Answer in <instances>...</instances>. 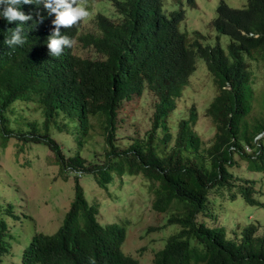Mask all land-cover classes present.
Here are the masks:
<instances>
[{
    "label": "trees",
    "instance_id": "trees-1",
    "mask_svg": "<svg viewBox=\"0 0 264 264\" xmlns=\"http://www.w3.org/2000/svg\"><path fill=\"white\" fill-rule=\"evenodd\" d=\"M106 1L117 13H96L97 32L80 37L85 46L100 45L106 49L101 64L88 63L91 59L71 54L67 49L60 56V65L55 66L37 54L35 48L27 49L25 44L10 47L4 43V36L9 34L12 24L0 19V144L5 143L6 134L11 131L9 113L16 102L33 103L42 113L41 126L36 120L30 121V134L20 132V140L46 144L57 158V173L63 178L67 176L66 166L80 169L88 176L78 180L74 175V196L59 228L40 238L33 234L34 240L31 237L20 250L16 264H57L50 257L55 248L59 258H72L71 264H138L135 257L120 248L124 226L98 219V206L104 205L107 198L94 197L98 192L108 194L113 181L119 184L123 173L142 175L152 197L151 209L163 212L162 223L178 225L177 231L167 235L163 245L154 251L149 264H264V236L255 234V224H245L237 236L230 238L222 226L209 225L205 218L215 217L209 210L210 197L221 194L223 189L231 199L237 193L248 203L257 201L251 195L253 180H246L248 185L238 183L241 181L233 180L227 167L237 163L233 159L236 154L246 162L245 168L264 172V133L254 140V133L264 129L263 112L251 120L244 118L251 97L247 83L251 75L249 58L264 63V0H246L241 8L219 0L210 20L214 30L227 34L229 41L227 52L218 40L202 46L201 55L207 57L206 65L217 85L204 109L214 132L203 149L193 129V104L188 115L176 121L173 144L167 145L171 134L166 117L175 107L173 98L185 74L192 69L182 54L187 39L178 28L183 9L166 13L161 0ZM76 29L74 26L70 31ZM188 55L191 56L190 52ZM143 88L154 92L157 98L151 132L120 148L114 143V131L124 120L119 115L120 110L123 112L122 101L128 103L133 96H140ZM129 115L128 109L126 117ZM92 118L97 119L102 134V164L90 155H81L80 148L95 126ZM60 120L63 121L58 124ZM156 127L163 131L160 138L153 132ZM50 128L57 137L59 131H64L60 142L49 134ZM67 132L70 134L66 135ZM69 137L75 149L61 151L62 143ZM242 141L251 147L250 152L242 149ZM84 183L94 189L89 191ZM7 214L0 207V264L16 250L10 242ZM76 239L79 241L75 243Z\"/></svg>",
    "mask_w": 264,
    "mask_h": 264
},
{
    "label": "rangeland",
    "instance_id": "rangeland-1",
    "mask_svg": "<svg viewBox=\"0 0 264 264\" xmlns=\"http://www.w3.org/2000/svg\"><path fill=\"white\" fill-rule=\"evenodd\" d=\"M224 1L232 7H242L246 0ZM218 2L219 0H194L192 4H189L186 0H161L162 9L166 13L180 7L183 9V16L178 23V28L185 34L190 47L194 45V39H197L200 44L215 43L217 32L211 26L210 20L215 15ZM88 4L90 16L80 22L78 33L95 31L94 14L97 11L117 13V9L106 0H89ZM74 41L75 43L71 47L72 52L79 56H96L97 53L90 47H82L81 41L76 37ZM218 41L223 51L227 52L228 36L225 33H219ZM197 57L195 55L192 63L194 71L188 76L183 90L175 99L172 113L166 117V124L171 134L167 141L168 146L173 144L177 129L176 121L179 117L188 115L187 112L191 104L196 109L193 129L201 139L200 149L209 144L214 132L213 124L203 110L216 93L217 85L202 59H197ZM249 60L251 75L247 83L250 87L251 97L249 98L248 111L244 115L247 120H251L252 116L262 112V118H264V63L261 64L256 58H249ZM156 99L154 92L143 88L140 96H133L128 103L122 101L124 120L120 125H117L114 131V143L118 147L124 148L133 138H141L151 132L152 113ZM16 103L9 113L11 122L8 123V127L11 131L6 134L5 143L0 144V207L9 206L11 212L18 215L14 218L5 217L11 235L10 242L13 241L16 250L13 256L5 257L2 264H16L18 253L34 230L43 232L55 230L74 196V175L78 180L88 178L86 174L82 173V170L74 171L76 169L67 166V176L63 178L57 173V158L53 157V153L46 144L41 141L20 140L18 134L27 132L30 128L29 122L36 120L40 127L43 116L33 103L29 105L23 101ZM128 109L130 115L126 117ZM62 121L60 120L58 124H61ZM96 121L97 119L92 118L91 122L95 126L92 129L91 137L80 149L82 156L90 155L93 161L102 164L105 159L104 145ZM39 130L41 132L43 128H39ZM153 132H156V137L160 138L163 131L156 127ZM62 133L64 131H59V137H57L56 131L52 128L49 132L59 142L60 138H63L61 137ZM263 133L264 129L255 132L254 140ZM27 134L29 135L30 132L28 131ZM242 143L245 142L242 141ZM62 144L61 151L68 152L75 149V143L71 137ZM247 151L250 152L251 149ZM233 159L237 163L227 167L233 175L232 179L241 181L238 183L244 185L250 183L246 180H253L251 195L257 201L248 203L237 193L231 199L227 190L223 189L221 194H214L213 197H210L209 210L215 214V217L214 219L207 218L206 223L222 226L226 237L233 238L245 224L252 222L256 225L255 234L264 236V172L245 168L246 162L238 158L236 154H233ZM120 178L119 184H117V180L113 181V187L108 194L98 192L94 196L98 199L103 196L107 198L104 205L100 203L98 206V219L102 223H125V236L120 245L121 250L126 254L133 255L138 264H149L154 251L163 245L167 235L177 231L178 225L162 223L163 212L156 213L151 209L150 198L152 199V197L146 191V183L142 175L123 173ZM240 178L241 180H239ZM82 185L86 186L89 191L94 189L89 183ZM155 225L158 226L154 229H147ZM78 241L79 239H76L75 243Z\"/></svg>",
    "mask_w": 264,
    "mask_h": 264
},
{
    "label": "clouds",
    "instance_id": "clouds-1",
    "mask_svg": "<svg viewBox=\"0 0 264 264\" xmlns=\"http://www.w3.org/2000/svg\"><path fill=\"white\" fill-rule=\"evenodd\" d=\"M88 1L89 0H0V19L2 18L6 19L7 21L5 22V24H12L8 27L9 34L4 36L5 39L4 43L10 47L23 46L25 44L27 49L35 48L37 54L39 53L40 55H43L46 59L52 61V63L55 66H59L60 63L62 62V58H60V56L67 49L71 54H75L74 52L71 51V47H73L75 43L74 38L76 37L81 41L80 45L82 47H90L94 52L97 53L95 57L92 56H81V57H87V59H91L90 61H88V63H95V64L104 63L107 53L106 49L101 47L100 45L96 47H93L91 45L85 46L82 44V40L80 39V37L84 33L97 32L96 26H95V31H85L82 33H78L80 22L90 16V12L88 10V6H89ZM236 8H241V7H236ZM98 12L101 11H97L96 13ZM96 13L94 14V25H95ZM112 13L113 12L111 11L110 13H104V14H112ZM112 18H114V16ZM74 26H76L77 29L75 32H71L70 29ZM218 34L219 33H216L217 36L215 35L216 40H218ZM248 34H251V32H248ZM228 40H229V36H228ZM193 41H194V45L192 47L188 46V44L186 43L187 47H185L182 51L183 56H185L187 62L192 64L193 60L195 59V55H197L198 56L197 59L198 58L202 59L204 65L206 66V69L212 75L207 65L205 64L207 61V57L201 55L202 46L204 44L198 43L197 39H194ZM220 47L222 48L221 45ZM188 52H190L191 56L188 55ZM6 53L10 56L16 55L15 52H6ZM194 69L195 68L192 64L191 71L185 74L183 79L184 82L181 85L179 91L175 94L173 98L174 101L180 95L181 91L183 90V87L187 82L188 76L192 74ZM119 115H123V112L121 110L119 111ZM244 145L250 147L248 144L244 143L242 144V149ZM233 148H231L232 151ZM77 170L78 169L74 171ZM2 209L8 212V214L6 215L7 217H12V218L18 217V215H14L11 212L9 206H6L5 208ZM67 210L68 208L65 210V212ZM65 212L63 213L60 223L58 224L55 230H52L50 232L34 230L31 233L28 241L35 233L37 234L36 238H40L45 235L54 234L55 231L59 228ZM205 218L207 219L209 217L206 216ZM120 224L125 227V223H120ZM124 236H125V232H124ZM32 239L34 240L33 237ZM137 251L139 253V249ZM59 254L60 253L57 252L55 248V252L50 257L57 260L56 262L57 264H71L70 260H72V258L70 259L68 256L59 258Z\"/></svg>",
    "mask_w": 264,
    "mask_h": 264
},
{
    "label": "built area",
    "instance_id": "built-area-1",
    "mask_svg": "<svg viewBox=\"0 0 264 264\" xmlns=\"http://www.w3.org/2000/svg\"><path fill=\"white\" fill-rule=\"evenodd\" d=\"M246 146H247V145H245V148H244V146H243V149L247 151V150H249V149H250V147H248V146H247V147H248V149H246V148H247ZM230 147H231V148H233V146H230Z\"/></svg>",
    "mask_w": 264,
    "mask_h": 264
}]
</instances>
